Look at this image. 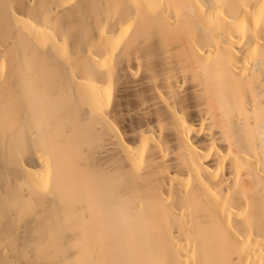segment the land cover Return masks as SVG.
Instances as JSON below:
<instances>
[{"label":"bare ground","instance_id":"obj_1","mask_svg":"<svg viewBox=\"0 0 264 264\" xmlns=\"http://www.w3.org/2000/svg\"><path fill=\"white\" fill-rule=\"evenodd\" d=\"M0 264H264V0H0Z\"/></svg>","mask_w":264,"mask_h":264}]
</instances>
